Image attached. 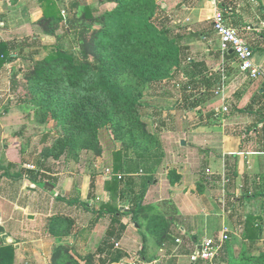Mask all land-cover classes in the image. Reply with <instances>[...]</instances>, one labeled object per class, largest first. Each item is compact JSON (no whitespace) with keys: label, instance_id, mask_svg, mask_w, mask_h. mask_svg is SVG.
Here are the masks:
<instances>
[{"label":"rangeland","instance_id":"rangeland-1","mask_svg":"<svg viewBox=\"0 0 264 264\" xmlns=\"http://www.w3.org/2000/svg\"><path fill=\"white\" fill-rule=\"evenodd\" d=\"M69 1L71 0L59 4L60 11L67 12L68 18L66 20L68 21L71 18V10L68 7L70 5ZM79 1L83 4L84 2L90 4L99 2V0ZM38 10L39 7H35L32 11L33 14L36 13L34 15L27 17V14H24L21 19L19 17L10 19L8 27L13 30L12 33L5 34L6 38H3V35L0 37V41H7L9 38L10 41L16 40L18 42H24L34 36L41 37L46 46L42 49L41 54L35 57L36 60H40L52 52L53 45L56 44L58 37H61L64 32L58 27L44 32L40 26H34L42 19V16L37 12ZM170 26L173 27L175 24ZM181 29L180 27L175 30L182 33ZM65 47H69L67 42ZM37 48L34 47L32 51ZM186 48L191 47L183 44L181 65L175 75L170 80L165 81L163 85L170 92V97L161 101L157 100L158 98L155 99L152 90L147 89L145 91V106L141 109L140 116L146 122L148 131L152 136L142 140L139 149H137L136 146L134 147L135 144L131 145L128 142L123 143V140L115 139L112 129L105 128L101 131L99 138L104 151L101 157H97L95 151L81 150L75 153L74 151H68L57 159L54 157L45 159L44 150L52 147L59 135L56 122L48 119L42 123V117L37 112L38 108L32 103L23 102L22 99L26 95V91L23 88L22 77L19 79L22 86L18 87L16 91L13 89L11 69L16 67L17 70L24 72L30 63L27 64L24 58H21L17 64L7 63L6 73L0 77L2 80L0 83V116L8 117L4 124L8 127L9 135L4 143L6 149L0 145L2 166L6 167L8 165L9 167L5 170L9 172L6 173L16 177L39 173L42 178L44 172H49L51 178L54 179L51 182L56 183L55 185L58 186V192L51 196L49 191L45 189V182L41 181L38 185V193L29 197L30 210H15V207L11 205L7 207L0 206V223L5 229V232L0 234V247H14V264L51 263L52 255L59 244H73L71 248L74 247V253L78 255L79 250L83 254L95 252L111 225L110 215L107 212L104 215L99 214V212L106 208L107 203L115 205L119 203V207L125 210L134 209L133 196H138L142 190L145 179V176L142 175L145 174L144 171L151 174L152 179L142 202L143 206L149 208L146 209V212H148V218L151 216V223L148 224L147 220L149 219L139 220L142 224L139 229L137 227L139 224L133 223L130 214L122 217L127 226L131 225V227L127 233H124L119 226L117 227V233L121 234L120 251L125 256L117 264L123 261L129 262L131 256L134 255L140 258L136 254L145 245L147 250L145 253L150 257V261L155 257H159L156 253L154 256L152 254L154 251L157 252L158 246H162L159 244V232L165 230L167 226L166 216L172 215L173 210L164 208L160 202V194L153 193L159 183L154 187V181L162 180L166 175H173L174 180L180 177L177 170L172 168H183L184 165L182 163L176 165L172 162L174 159L182 161L188 157L184 155L185 152L182 150L181 142H179L180 139H184V136L174 135V133L183 129L184 122L187 124L191 122V125L195 127H198L200 123L199 113L195 111L198 104L197 102L193 103L196 99L198 101L199 91L198 88L192 85V82L189 83L186 80V76L191 77L190 72L187 71L190 57H194L196 61L205 58L197 53L192 55V50L186 52ZM29 51L31 50H26L27 53ZM201 74L199 73L197 76L198 81L203 80L204 76ZM188 86L190 92L186 93L184 89ZM213 94L214 92L209 93V95ZM188 96H191V105H188V101L184 104V100ZM194 97L196 98L193 99ZM214 105L215 103L210 107H206L207 114L215 110L216 106ZM173 110L174 113H172ZM191 117L193 118L191 119ZM204 122L205 119L202 121L203 126L219 125L214 116L210 119L207 118V123ZM167 129H171V133L164 131ZM190 139L193 140V137H190ZM195 140H198V137ZM11 148L13 149L12 152L8 151ZM118 157L119 162L116 160ZM118 164L133 166L144 171L141 170L140 174L127 175L125 180L120 182L119 196H114L113 192L109 190L110 185L107 184L124 177V175L121 176L114 170ZM2 176L3 174L0 175V178ZM36 176L38 177V175ZM3 186V191L9 189L10 194L16 196L11 199L15 203L18 190L8 183H3ZM33 187L37 188V185L33 184ZM57 195H59V198L56 197ZM25 198L23 195L20 196L21 200ZM27 201L26 199L20 204L24 205ZM48 215L52 216L48 217ZM101 215L104 217L98 219ZM152 224L153 227H151ZM62 225L63 227H61ZM175 234L178 235L179 232L175 230ZM170 236L171 239L165 241L166 243L176 241L172 235ZM219 238L215 239L217 244L221 243ZM238 240L239 238L230 237L227 244L229 246L222 245L218 260L215 259L212 262L202 261L201 263L247 264L248 256H250L249 244L247 242V244L238 243ZM227 247H230V251H226ZM262 249H264V246ZM224 250L225 252H223Z\"/></svg>","mask_w":264,"mask_h":264},{"label":"trees","instance_id":"trees-1","mask_svg":"<svg viewBox=\"0 0 264 264\" xmlns=\"http://www.w3.org/2000/svg\"><path fill=\"white\" fill-rule=\"evenodd\" d=\"M40 3L43 16L38 25L44 32L61 28L63 35L58 37L53 51L40 60L35 57L46 45L39 36L24 42L0 41V70L7 63L17 64L21 58L30 63L24 72L13 67L11 80L16 91L22 86L19 81L22 77L26 91L22 100L38 108L42 123L48 119L56 122L59 135L54 145L44 150L45 159H57L68 151L81 150L95 151L96 156L101 157L104 151L99 138L105 128L112 129L115 139L135 144L139 149L140 142L152 136L140 116L145 106V91L163 86L181 65L185 38L175 30L180 27L170 26L172 20L157 0H99L93 4L76 0L69 6V21L67 12L60 11L54 0H40ZM66 42L69 47H65ZM34 47L38 48L32 51ZM27 49L31 51L27 53ZM116 160L119 162V157ZM114 170L124 177L107 185L114 196H119L121 180L127 175L140 174L142 169L118 164ZM144 173L142 190L138 196H133L134 209L124 211L119 205L107 203L99 212L103 215L107 212L112 222L95 252L81 256L74 253V247L61 244L50 264H115L122 260L125 256L116 246L121 239L117 227L123 232L126 229L121 224L122 217L130 214L139 229L142 227L139 220L149 219L148 224L151 223V216L148 218L146 212L149 208L142 202L152 179L151 174ZM43 176L51 181L48 174ZM168 177L171 184L181 178ZM165 221V230L159 232L160 245L171 239L170 221L167 218ZM258 232L260 230L254 234L250 228L245 235H250L247 264H264ZM228 242L225 246H229ZM146 251L145 245L136 255L149 263L151 259ZM226 251H230V247ZM0 264H14L13 246L0 247Z\"/></svg>","mask_w":264,"mask_h":264},{"label":"crops","instance_id":"crops-1","mask_svg":"<svg viewBox=\"0 0 264 264\" xmlns=\"http://www.w3.org/2000/svg\"><path fill=\"white\" fill-rule=\"evenodd\" d=\"M54 1L58 5L67 2V0ZM74 1L76 0L69 1L70 5H68L71 6ZM157 1L172 20L171 23L183 29L181 34L185 38L184 45L191 47L186 48V52L192 50V55L197 53L203 55L205 59L196 61L194 57L189 58L187 71L190 72L191 77L186 76V80L192 82L199 91L198 101L196 99L193 103L198 104L195 111L199 113L200 123L195 127L191 122L188 124L184 122L183 129L174 133L184 136L179 142L186 141V146L181 145V147L188 158L182 161L174 159L172 162L176 165L179 163L184 165L183 168H172L177 170L181 178L175 184H171L170 178L166 175L162 180H155L159 182L157 187L154 183L156 190L153 193L160 194L158 195L162 206L173 210V214L166 218L171 225L169 234L176 241L165 242L162 246H158L157 252L154 251L152 256L157 254L159 257L149 260V263L192 264L191 256L202 243L207 239L221 238L224 229L229 230V239L239 238L237 242L241 244L250 243L248 242L250 235L245 236L250 228L254 234L260 230L258 246L263 247L264 0ZM35 7H39L37 12L43 16L40 0H0V27L3 28V30L0 28V36L6 38L5 34L12 33L13 30L8 27L10 19L14 17L21 19L24 14H27V17L34 15L36 13L33 14L32 11ZM218 9L224 12L227 24L238 30L252 47L254 62L262 72L258 79H250L249 75L240 69L234 54L229 52L223 59L220 39L213 28V18ZM34 26L39 27L38 24ZM7 68L6 65L0 70V77L6 73ZM199 73L204 76L202 81L197 80ZM184 90L189 93L190 87H185ZM154 91L152 94L155 99L158 98L157 100L162 101L170 97V92L165 86L157 87ZM210 92L214 94L209 95ZM187 101L188 105H191V96L186 97L184 104ZM213 103L217 109L207 114L206 107L212 106ZM225 107L228 111H224ZM174 112L173 110L172 113ZM213 116L219 125L203 126L202 121L205 119L207 123V118ZM6 120L8 117L0 116V145L5 149L4 143L9 136L8 127L4 124ZM164 131L171 133V129ZM190 137H193V140ZM196 137L198 140H195ZM12 150L11 148L8 151L12 152ZM2 165L0 160V175L3 174L0 178V206L11 205L15 210H30L29 197L38 193V185L41 181L55 186L54 193L49 192L51 196L58 192L56 183L48 181L44 176L41 178L39 173L16 177L6 173L9 172L5 170L8 165L6 167ZM46 173L51 175L49 172H44V175ZM3 183H8L18 190L17 203L12 202L11 199L16 196L10 194L9 189L3 191ZM33 184L37 185V188H34ZM21 195L26 198L21 200ZM56 197L59 198V195ZM26 199L28 200L26 204L21 205L20 203ZM122 223L126 226L124 233L129 232L131 225L127 226L124 219ZM175 230L179 232L178 235L175 234ZM118 245V249L121 248L120 241ZM79 255L85 256L87 253L83 254L79 250ZM201 262L193 264H203Z\"/></svg>","mask_w":264,"mask_h":264},{"label":"built area","instance_id":"built-area-1","mask_svg":"<svg viewBox=\"0 0 264 264\" xmlns=\"http://www.w3.org/2000/svg\"><path fill=\"white\" fill-rule=\"evenodd\" d=\"M218 1V0H215ZM256 1V0H252ZM65 14L66 12L63 11ZM213 28L217 33L221 43V53L223 59L229 54L230 50H234L236 62L239 64L240 69L247 73L252 80L258 79L261 75V69L254 62V52L249 42L244 39L238 30L230 27L224 15V12L217 10L213 18ZM1 37V36H0ZM224 111H228L225 107ZM229 230L224 229L220 238L221 243L217 244L213 239H207L203 242L197 251L191 256V262L196 263L200 260L212 262L214 261L222 249V245L229 240ZM119 247L118 244H116ZM120 264H151L142 261L139 257L132 258L129 262L123 261Z\"/></svg>","mask_w":264,"mask_h":264},{"label":"water","instance_id":"water-1","mask_svg":"<svg viewBox=\"0 0 264 264\" xmlns=\"http://www.w3.org/2000/svg\"><path fill=\"white\" fill-rule=\"evenodd\" d=\"M230 53L233 54V53H234V50L231 49V50H230ZM181 145H182L183 147H185V146H186V141H185V140H182ZM154 183L157 184V181H155ZM45 189H46L47 191H49L50 193H54L55 186L52 185V184H50V183H46V184H45ZM30 217H34V216H30ZM137 227H139V226L137 225ZM4 232H5V229H4V227H2V225H1V223H0V234H3Z\"/></svg>","mask_w":264,"mask_h":264}]
</instances>
